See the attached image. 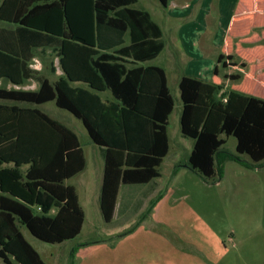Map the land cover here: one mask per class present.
I'll list each match as a JSON object with an SVG mask.
<instances>
[{"label":"trees","instance_id":"trees-1","mask_svg":"<svg viewBox=\"0 0 264 264\" xmlns=\"http://www.w3.org/2000/svg\"><path fill=\"white\" fill-rule=\"evenodd\" d=\"M158 1L166 7L167 0ZM136 3L0 0V22L8 25L0 28V81L21 87L34 79L38 84L35 91L0 88L3 264H46L24 239L22 227L38 241L59 245L79 236L85 219L75 188L66 184L85 169L81 144L38 106L53 102L70 113L81 122L89 143L99 148L103 173L98 206L106 224L113 221L121 186L141 187L159 177L174 102L164 71L139 65L155 59L164 45L159 26L147 12L135 9ZM46 49L58 58L64 74L54 83L29 68L35 51ZM239 62L234 55L219 54L213 74L218 67L245 69ZM225 78L236 82L242 73ZM74 83L87 88H74ZM178 90L180 133L192 141L187 166L193 173L210 180L221 176L227 162L261 167L264 100L185 76ZM106 92L111 100L98 95ZM229 137L235 139V154L222 150ZM122 214L119 207L117 217ZM76 251L72 249L69 264H74Z\"/></svg>","mask_w":264,"mask_h":264},{"label":"rangeland","instance_id":"rangeland-1","mask_svg":"<svg viewBox=\"0 0 264 264\" xmlns=\"http://www.w3.org/2000/svg\"><path fill=\"white\" fill-rule=\"evenodd\" d=\"M231 2L232 0H226L225 3L224 19L227 23L224 22V25L227 26L231 16V12L228 13L232 7ZM139 3L151 12L156 20L162 16V10L156 2L139 0ZM259 14L263 15L262 12ZM255 22L256 20H248L249 34L240 39L250 41L253 45L264 46V19L252 26ZM237 25L234 36L241 35ZM0 26L8 27L4 23H0ZM235 42H238V39ZM212 56L213 53H210L206 60L215 61L211 59ZM157 64L166 70L168 88L174 102L168 135L171 149L176 152V162L167 161L160 167L161 176L155 182V197L151 199L160 200L158 199V203L148 214L145 213L151 200L140 197L139 192L135 191L124 200L120 193L118 206L124 208V214L117 217L116 213L110 224L103 222L96 203L101 162L99 163L97 152L93 150L95 148L86 143L81 122L67 111L57 108L53 102L37 107L76 134L87 159L85 171L67 182L76 188L80 206L85 214L80 235L74 240L50 245L36 240L26 228H21L25 240L46 264H69L72 249L93 245L102 240H106L104 247L95 245L92 246L96 247L94 249L84 248L79 254L76 252L73 263L264 264V166L246 169L237 163L227 162L221 176L215 175L210 180H204L192 171L183 169L190 154L191 140L181 138L180 135L181 101L178 75L168 68L171 63L166 54L157 60ZM193 69H198L197 73L203 72L202 76L205 77L202 78L211 82V74L205 75L206 70H210V65H203L200 69L194 66ZM219 70L221 73L232 71L222 68ZM45 77L50 82L59 79L52 74ZM0 87L6 88L7 83L1 81ZM252 87L255 97L264 100V86ZM235 145L234 138H226L222 150L235 154ZM240 159L249 161L246 156H240ZM172 171L179 173L172 177ZM148 186L132 189H146ZM141 202L144 204L142 209L133 213ZM132 229L134 230L128 233Z\"/></svg>","mask_w":264,"mask_h":264},{"label":"crops","instance_id":"crops-1","mask_svg":"<svg viewBox=\"0 0 264 264\" xmlns=\"http://www.w3.org/2000/svg\"><path fill=\"white\" fill-rule=\"evenodd\" d=\"M151 1L156 2L160 10H162L161 11L162 16L158 18V20H156L153 17V14L151 12H149L146 8L140 5L139 0H137V3L134 5V8L137 10H143L147 12L150 15L151 19L153 20V22H155L159 26L162 32L161 40L164 46H163V50L161 51V53L155 59L145 62V63H139L140 66L161 68L165 73L167 86H168L166 70L161 65L157 64V60L163 54H166L167 59H169L171 63L169 64L168 68L177 72L178 82L181 79V77L185 76V77L200 80L202 82L209 83V84L223 85L225 90H232V91H236L239 93H243V94L255 97V94H254L255 92H254V89H252L253 88L252 86L253 85L264 86V46L253 45L250 43V41L249 42L243 41L240 38L243 39L249 34L248 31H249L250 26L247 23L249 19H252L253 21L256 20V22L253 23L252 26H255L258 21H261L262 19H264V0H232L231 2L232 7L228 11V13L231 12L228 26L226 24L224 25V22H226V20L224 19V16L226 14L225 13L226 0H167V5L165 8L161 7L158 0H151ZM243 3L245 4V6H241V4ZM260 12H262L263 15H260L259 14ZM244 22H246V24H244ZM236 24H238L237 25L238 33H241V35L239 36L238 35L234 36L235 31H237L235 30ZM0 28L2 27L0 26ZM237 39H238V42H235V40ZM125 41L128 42L127 39ZM210 53H213V56L211 59H214L215 61L209 60L210 61L209 62L208 60H206L207 55H209ZM219 54H222L224 56H227V55L236 56L240 60V62H243L246 64V68L240 69L239 66L238 67L237 66L227 67V68L218 67L217 75H214L213 71L216 66V58L218 57ZM211 62H215V63H211ZM51 64L53 68L55 69V72L52 75H55L59 79L63 78L64 74L60 69L58 58L51 55L48 49H46L44 53H40V50H36L35 53L33 54V57L30 60L29 68L45 77L51 74L50 73ZM234 64L238 65V63H234ZM203 65H210V70H206L205 75L207 73L211 74V77H210L211 82H207L206 80H204L205 78H202V77H205V76H202L203 72L197 73L196 71L198 69H193L194 66H196L197 68L199 67L200 69L201 66ZM220 68H222L225 71L227 69H231L232 71L221 73L219 70ZM237 72L242 73V78L239 81L230 82L229 80L225 78L227 75L236 74ZM58 80L51 81V83H54ZM231 83L233 84V86L229 87ZM23 86L21 87L13 86L7 83L6 89L7 90L12 89V90H23V91H35L38 88V84L34 79L28 80L25 83V86L24 87ZM72 86L74 88H82V89L87 88L85 85L81 83H74L72 84ZM98 95L103 100H111V96L107 92L100 93ZM20 106H24V105H20ZM170 116H169V119H170ZM179 116H180V113H179ZM169 119H168V126H169ZM179 130H180V126H179ZM84 133H85L84 136H85L86 143L92 146V148L93 147L95 148L93 150L97 152V156L100 160L99 163L101 162V175H100V180H99V185H98V194H97V199H96V203L98 204V195H99V190H100L101 181H102V173H103V160L101 158L99 148L89 143V139L87 137V133L85 129H84ZM167 137H168V153L162 159V162L158 168L159 177L151 181L149 184H147L149 186L146 189H132L134 187L121 186L118 191L114 217L119 209L118 198H119L120 193L122 194V197L124 200L130 197V193L132 191L139 192L140 197H143L147 200H151L153 199V197H155L153 196L155 192L153 187L156 184L155 182L158 179H160V176H161L160 167L167 161L168 162L173 161V163L176 162L175 160L176 152L172 151L171 146H170L168 127H167ZM181 138L183 137L181 136ZM191 150H192V141H191L190 152ZM83 153L85 157V164H86L85 169H86L87 159H86V154L84 150H83ZM188 157H187V161H188ZM186 163L183 165V169L190 170ZM263 166H264V163L261 165L260 168H263ZM83 172H81L80 174H82ZM178 173L179 172L175 173V171H172V174H173L172 177L177 176ZM68 181H66V184ZM75 191L77 194L76 188H75ZM158 197H161V196H158ZM77 198H78V194H77ZM158 201L156 202V204L158 203ZM78 202H79V198H78ZM143 205H144L143 202H141V204L135 208L136 210H134L133 213H136L138 209L141 210ZM123 206H125V202L123 203ZM114 217H113V220H114ZM105 242L106 240H102V242H95V244L93 245H90V244H88L87 246L82 245V247L77 249L76 252L77 254H79V252H81L82 249L84 248L91 249V247L95 245H100V248L104 247L103 243ZM92 248L94 249L96 247H92ZM195 260L200 261V259H195ZM0 264H3V263L0 261Z\"/></svg>","mask_w":264,"mask_h":264}]
</instances>
